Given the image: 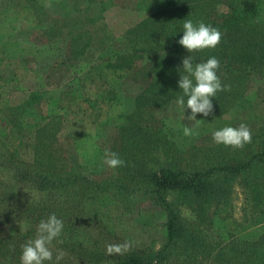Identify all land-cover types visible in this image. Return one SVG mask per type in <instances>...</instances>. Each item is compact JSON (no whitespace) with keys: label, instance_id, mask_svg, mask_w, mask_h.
I'll list each match as a JSON object with an SVG mask.
<instances>
[{"label":"rangeland","instance_id":"rangeland-1","mask_svg":"<svg viewBox=\"0 0 264 264\" xmlns=\"http://www.w3.org/2000/svg\"><path fill=\"white\" fill-rule=\"evenodd\" d=\"M171 1L174 0H0V48L5 55L0 76L15 75L17 79L9 89L7 86L6 94L0 95V182L17 185L25 199L31 200L33 197L28 195L36 193L31 191L32 185H64L69 177L70 198L77 206L75 214L94 220L87 223L89 243L75 241L69 252L60 236L52 244L53 261L45 264H56L59 250L66 253L59 264H109L112 257L106 254V246L124 241L132 243L127 253L147 260L157 256L169 241V214L155 192V177L164 167L211 171L197 188H185L181 181L165 193L185 223L176 243L178 248L173 247L167 264H175L181 257H188L187 263L194 264L192 253L201 236L208 247L207 260L202 256L199 264H220L217 260L224 253L228 257L222 264H237L229 258L236 255L235 251L224 252L223 248L234 241L235 248L243 253L246 236L241 235L254 228V210L264 212V145L260 139L264 137V0H236L239 5L232 7V0H213L209 5L207 0H200L198 22L218 28L223 36L217 47L199 51L198 60L224 57L218 75L230 90L213 97V114H197L196 119L204 120L199 125L187 118L190 109L183 112L175 103L183 95L178 87L183 74L180 57L182 60L189 55L181 45L176 52L179 58L168 56L173 52L166 45L164 50L145 54L123 78L108 73L105 86L99 88L87 84L83 89L77 78L92 62L70 60L67 64L75 65L68 74L72 79L61 87L48 88L47 74L61 67L74 41V30L90 35L95 52L104 55L108 50L110 57L115 50L121 51L126 44L138 40L139 25L146 33L140 32L148 34L168 23L167 18L182 16L171 7ZM246 2L251 6L242 11L246 17L240 23L235 18ZM190 17L187 12V20ZM192 21L195 24L196 18ZM95 47L90 51L94 52ZM226 63L231 65L227 67L250 72V77L239 80L226 73ZM96 64L111 71L104 60ZM63 93L85 105L86 97L105 98L101 120H78L72 100L61 102ZM12 119L22 121L27 129H43L38 148L40 161L13 159L11 153L16 145L9 148L6 143ZM241 123L252 130L251 143L233 149L214 142V131ZM184 127L191 128L192 134L185 135ZM105 149L118 153L125 165L108 168L103 163ZM242 164L251 166L236 173L219 168ZM58 187L68 191L67 185ZM38 194L45 203L48 191ZM95 197L102 201L94 202ZM211 198L228 201L229 239L222 236L218 225L212 224V210L202 208L203 201ZM112 199L122 200L128 213L114 220L109 209ZM64 201V196L54 197L57 206H64ZM29 229L25 227L20 242L25 244L24 239L30 240V234H36ZM14 232L8 225L0 226V241ZM204 248L205 245L201 251ZM118 256L121 255L114 257ZM10 260L0 255V264H12Z\"/></svg>","mask_w":264,"mask_h":264},{"label":"trees","instance_id":"trees-1","mask_svg":"<svg viewBox=\"0 0 264 264\" xmlns=\"http://www.w3.org/2000/svg\"><path fill=\"white\" fill-rule=\"evenodd\" d=\"M200 0H174L171 1V7L175 8L178 13L182 16L179 17H170L167 18L164 26L162 24L153 32H149L148 34L144 32V29L141 25L137 28L139 33L138 40L135 42H131L123 46L122 50H115L112 55L109 57V51L106 50L104 55H98L95 50L96 47L93 45L91 36L88 34H83L74 30L73 34L74 41L70 42L69 51H67V56H65L62 60L61 67L49 71L46 77V83L48 88H58L63 86L68 80L72 79V76L68 77V74L71 72L72 68L75 65L67 63L70 60H86L91 63L90 67H87V70H81L79 77L80 84L83 89L86 88L87 84L92 87H102L105 86L107 80L109 79V74L111 73L116 75L117 77L123 78L127 76L130 72H132L139 59L145 57V54H151L157 49L164 50L166 45H169L173 54L168 56L179 58V54L176 52L179 51L180 44L178 40L183 36V23L186 18L187 12L189 13L190 20H194L196 18V23L198 22L197 15ZM213 0H207L208 5L212 3ZM206 3V4H207ZM244 5V9L239 11L237 18L240 23L243 22L246 16L242 11H245V8H249L251 5L246 2ZM233 5H239L236 0H232L231 7ZM244 14V15H243ZM169 19V20H168ZM195 23V24H196ZM233 23V22H232ZM142 31V32H140ZM51 46V45H50ZM94 52H91L90 49L94 48ZM0 65L3 63V59L5 58L4 51L0 48ZM196 51L195 54H192L195 57L196 61L198 60ZM221 63L225 61L224 57H217ZM174 59V60H175ZM97 60H104L107 63V68L111 71L109 72L106 68L97 65ZM180 61L181 57H180ZM227 66H231L229 64H225L223 66L226 73H231L232 76L238 77L239 80L243 78L250 77V72L243 73L242 70H239L237 67L230 68ZM237 66V65H234ZM76 74L73 76L75 77ZM68 77V78H67ZM15 75L11 77H1L0 76V95L8 91L10 86L16 81ZM2 81V82H1ZM8 86V89H7ZM38 91H35L37 94ZM33 93V95H36ZM38 95L39 92H38ZM42 95V94H41ZM72 96V95H71ZM69 97V95L63 93L61 102H66L69 100L73 102V104L77 107L76 114L78 120L87 119V122H98L101 120L103 111H104V100H101L96 97H86L87 105H85L84 101H77L75 97ZM72 105V104H71ZM23 106H19L21 108ZM13 108V107H12ZM10 131L9 135L6 139V143L9 148H13L16 145L11 153L14 160H18L20 162L31 163L34 161H40L39 155L41 152H38L39 148V140H41L42 128L40 126L24 128L23 122L12 119L9 123ZM80 135V134H79ZM260 137V136H259ZM262 140V144L264 145V137H260ZM45 144V143H43ZM48 146V145H46ZM49 148V147H48ZM49 151H51L49 149ZM249 165H238V166H222L219 167L221 170L230 171L232 173H236L241 169H245ZM39 172V170H38ZM211 171L205 170H191V171H182V170H174L171 168L164 167L162 168L155 177L156 183V194H158L163 206L168 211V233H169V241L168 244L158 252L157 256H155L151 260H147L136 253L130 252L118 257H112L109 264H167L168 261L172 257L171 250L174 248H178L177 240L182 236L184 232V221L180 217L179 212H177L174 207L167 201L165 197L166 191L169 187L173 185H177L178 182L184 181L185 188H197L198 183H201L202 177L209 174ZM46 179H50L49 176L45 177ZM64 185L68 191L61 189L58 186L64 185H32L34 194H29V197H33V199L29 200L26 198L20 189L18 190V186L14 184H9L6 181L0 182V226L8 225L10 228L15 230V232L11 235H4L5 239L0 241V255L4 258L7 257L12 264H21V255H22V245L24 243L20 242V239H23L24 233L23 230L25 227H30L29 230L37 231L38 224L41 220L47 219V217L51 214H55L59 219H62L64 222L63 232L61 234L62 244H65L67 250L70 252L71 245L75 241H80V244L89 243L91 240L89 239L88 231H86L89 226L87 225L90 219L76 215L77 206L74 201L70 198V190L68 185L70 183L71 178L67 177ZM52 182V181H51ZM17 189V190H16ZM48 191L47 194L48 199L43 203V200H39L38 193H42L44 191ZM59 196V199L64 196L66 197V201H64V206H57L54 203V197ZM93 201H102V198L95 197ZM114 206L111 207V203H109L110 213L113 219H119V216H122L124 213H128L123 205V201L119 199L110 200ZM44 204V205H42ZM208 208L211 211V221L212 224L218 225V228L221 231L222 236L226 239H229L230 232L228 231L227 220L230 218L228 212V201H223L221 199H206L203 201L202 208ZM75 209V211H74ZM252 227L253 229L241 235V237L246 236V243L243 246V253L239 251L238 248H235L233 244L234 241H230L228 245H226L223 249L224 252H228L230 249L235 251L236 255L229 256V258L236 262L237 264H264V212L262 210L255 209L252 217ZM263 231L262 234H257ZM204 233L203 230H201ZM34 234H30V239L35 237ZM205 235V234H204ZM190 237H192L189 234ZM3 238V237H2ZM57 238L56 241L60 240ZM28 239H24L25 243ZM22 244V245H21ZM196 249H194L193 263L199 264V261L202 259V256H205L204 261L207 260V241L205 237H200L199 241H197ZM205 245L204 251H201V248ZM88 247L85 249V251ZM222 249V251H223ZM84 251V252H85ZM227 256L220 255L217 260L218 263H223V258ZM228 257V256H227ZM13 259H16L13 260ZM188 257H181L179 260H175V264H185L187 263ZM200 263H203L201 261ZM188 264V263H187Z\"/></svg>","mask_w":264,"mask_h":264},{"label":"clouds","instance_id":"clouds-1","mask_svg":"<svg viewBox=\"0 0 264 264\" xmlns=\"http://www.w3.org/2000/svg\"><path fill=\"white\" fill-rule=\"evenodd\" d=\"M222 36L223 33L216 27L205 24L203 21L194 24L188 19L183 23V36L178 40L189 55L182 58L183 74H180L178 87L183 95L178 96L175 103L183 112L186 108L190 109L191 115L187 118L196 121L197 125L204 121L196 119L197 114H203L204 117L213 114V97L217 92L230 90V86L223 84L218 75L221 62L217 57L212 56L206 61L196 62L191 53L217 47ZM185 97H187L186 102ZM183 131L185 135L192 134V129L189 127H184ZM212 137L217 144L242 149L246 144L251 143L252 130L248 125L241 123L238 127L225 126L216 130L212 133ZM103 163L111 169L125 165V161L120 158L119 154L110 149H105ZM63 228V220L54 213L47 219L41 220L35 238L28 240L22 246L21 264H45L46 261H53L52 244L61 236ZM131 247V241L109 243L106 246V254L109 256L124 255L130 251ZM65 255L63 250H59L55 256L56 264H59Z\"/></svg>","mask_w":264,"mask_h":264}]
</instances>
